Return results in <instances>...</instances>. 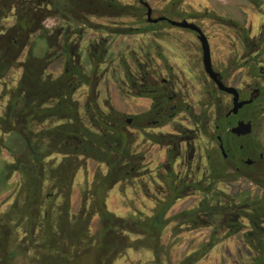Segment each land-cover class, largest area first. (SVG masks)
Segmentation results:
<instances>
[{"label":"trees","instance_id":"16d2710c","mask_svg":"<svg viewBox=\"0 0 264 264\" xmlns=\"http://www.w3.org/2000/svg\"><path fill=\"white\" fill-rule=\"evenodd\" d=\"M182 1L174 0L170 11ZM130 10L115 0H0V81L13 70H22L16 86L0 95V103L7 97L0 113V195L9 193L3 205L12 200L0 211L4 252L0 260L3 264H114L132 249L151 253L153 264H171L163 233L175 222L174 235L182 226L213 229L206 243L177 262L198 264L223 241L221 231L242 232L247 221L250 229L244 239L255 252L249 264H264V194L235 197L217 190L218 183L240 177L229 171L231 161L219 153L209 156L208 188L203 180L186 183L171 168L160 176L164 196L151 215L122 217L109 210L112 189L144 174L145 156L137 150L132 131L143 130V117L134 116L128 123L113 108L104 112L99 107L96 91L103 57L95 59L89 50L86 61H81L79 46L71 39L83 36V26L93 28L91 18L127 16ZM49 18L63 20L73 31L49 30L45 26ZM38 40L45 43L42 55L36 54ZM59 59L63 71L53 77L48 69ZM82 87L89 91L84 107L87 122L75 98ZM219 121H226L224 115ZM148 139L178 149L175 136L149 134ZM3 151L10 160L2 158ZM86 160L106 170L99 169L86 183L80 207L73 211L75 179ZM14 176L17 183L12 187ZM247 177L264 190V164L256 175ZM192 191H213V196L168 217L175 203Z\"/></svg>","mask_w":264,"mask_h":264},{"label":"rangeland","instance_id":"374dc122","mask_svg":"<svg viewBox=\"0 0 264 264\" xmlns=\"http://www.w3.org/2000/svg\"><path fill=\"white\" fill-rule=\"evenodd\" d=\"M123 4L133 3V0H119ZM154 9V17L163 13L169 0H147ZM217 11L219 15H228L235 19H248L249 23L264 22V0H186L179 11L186 14H198L204 11ZM144 20L146 19L144 15ZM181 20L180 17H175ZM199 24L208 36L214 64L220 69L230 67L231 72L228 81L230 84L244 88L249 79L247 78V67L242 65L248 56H258L264 59V44L258 46L251 43L245 46L240 34L222 21L211 19H188ZM95 29L82 27L83 36L72 35L73 41L78 44V53L81 54V61H86L88 51L97 56L103 57L100 65L99 81L97 85V102L104 112H109L110 108L122 114L124 118L131 119L134 116L148 112L151 108V101L139 97L138 87L133 83L139 81V65L145 67L149 73V78L159 81L168 78L176 85V90L181 94L184 102L192 108V114L186 112L178 113L171 119L169 124L162 128L151 127L152 117L143 123L144 129L140 132L132 130L137 136V150L145 156V169L140 178L130 182L118 184L112 189L108 198V208L115 214L127 217L131 213H143L151 215L156 201L163 198L165 185L160 180V176H165L172 168L175 173L186 183L203 180V186L208 188L210 180L209 164L207 155L212 154L217 149V144L211 136L213 129L199 128L196 124L207 120L215 119L214 107L209 104L206 93L208 81L203 75L201 63V50L198 40L191 34L174 29L171 26H161L154 31L143 34L112 35L104 28L110 26L141 27L139 15L135 12L132 17H101L91 18ZM45 26L52 31L62 33L71 32L70 27L61 19L49 18L45 21ZM75 30V29H74ZM259 35L252 33L251 36ZM160 46V57L156 48ZM45 51V43L37 41L36 54L42 55ZM27 55L24 53L23 58ZM236 64L234 65V63ZM234 69V70H233ZM63 71V59L55 61L48 69V74L58 77ZM22 70L15 69L3 81H0V95L12 89L21 78ZM132 79L133 81H130ZM88 88L79 89L75 98L80 103L81 114L87 122L85 116V104L88 97ZM224 108L229 109L230 100L223 97ZM7 97L1 101L2 106L6 104ZM206 111V112H205ZM257 127L254 133L255 142L264 148V106L257 117ZM189 133L187 143H183L181 149L177 151L172 146H162L153 143L148 139V135H169L177 134L179 131ZM169 152L180 153L174 160L173 165L169 159ZM2 158L10 160L6 151H3ZM105 171L104 166H100L92 160H86L84 166L79 170L72 193V210L78 211L81 204V193L94 178L96 171ZM17 183L14 176L10 185L13 187ZM217 190L235 197L261 196L264 190L253 184L250 180L236 177L217 184ZM12 190V189H11ZM9 193L0 195V211H4L7 204L3 202ZM213 191L198 192L192 191L187 197L178 200L168 213V217L190 210L198 206L204 198L211 199ZM246 229L232 236H227L226 231H221L219 237L223 239L215 246L209 254L198 264H249L255 255L245 242L244 234L250 227L247 221ZM175 222L165 229L163 242L169 247V260L171 264H177L188 253L196 250L206 243L213 229L204 227L191 229L182 226L178 235H174ZM96 228V221L93 229ZM0 249V255H3ZM0 264H3L0 260ZM114 264H153V256L145 250H128L127 256L119 258Z\"/></svg>","mask_w":264,"mask_h":264},{"label":"flooded vegetation","instance_id":"af4514ba","mask_svg":"<svg viewBox=\"0 0 264 264\" xmlns=\"http://www.w3.org/2000/svg\"><path fill=\"white\" fill-rule=\"evenodd\" d=\"M115 1H118L120 4L131 8L129 15L119 17H132L133 14L136 12L139 15L141 27H105L104 29L112 35H114L115 33H111V30H131L139 31V34H143L150 31H154L161 26H171L174 29H179L181 31H185L193 35L198 40L201 50L202 71L203 75L208 81V84L206 86V93L209 99V104L214 107L215 119L197 123L196 125L199 128L204 129V133L206 134H208L207 129H213L214 135L211 136V138H213L215 143L217 144V149L214 150L212 153H219V155L223 156L224 159L231 161L229 164L230 172L236 173L240 177L250 180L247 176L256 175L261 170L264 164V148L260 147L254 139L255 129L257 127L256 119L263 110L264 106V59L258 56H248L247 58H245L242 65H245L247 67V78L250 82L247 83L244 88L230 84L228 78L231 75L230 69L232 68L228 66L225 69H220L215 66L212 56V48L208 36L205 34L203 28L199 24L189 21L188 19H211L222 21V23L225 24L227 27L232 28L240 34L239 37L245 46H249V44L251 43H256L258 46L264 44V22L262 24H260L259 22L256 24L251 22L249 23L248 19H235L226 14L219 15L215 10H213V12L207 10L198 14H186L184 12L179 11L180 5L186 0L182 1L178 5L174 3L173 13L172 11H170L171 9L169 7L174 0H169L163 10V13L158 17H154V9L151 7L147 0H133V3L127 4H123L119 0ZM149 7L152 10L153 19L165 17L169 20L177 22L187 21L188 23L196 25L202 31V33L206 36L208 40L213 71L219 75L220 80L226 87H232L238 91L239 102H247L245 105L242 106V108L239 109L237 114L231 113L234 107V96L220 90L217 84L209 77L208 73L206 72L204 64V51L202 43L199 39L198 32L190 29L172 26L167 21L150 23L148 21L147 16ZM144 15L146 17L145 20L143 18ZM177 16L182 19H175V17ZM149 26L152 28H149ZM83 27L87 28L86 26ZM95 27L96 26H93V28L88 29H95ZM257 32L259 33V35L256 34L254 36H251L252 33ZM156 51L158 55L163 58V54L160 52V46L156 48ZM235 64L236 62L234 63V65ZM139 76V81L133 82L138 87V95L139 97L149 99L152 104L148 112L140 114V117H143L142 119H140V125L143 127V129V123L145 121H148L151 117L153 119L151 122V127L159 129L169 124L171 119L175 118V116L180 112L192 114L191 106L184 102L183 98L181 97V94L177 92L176 85L174 82H171L168 78H163L160 81L158 79H150L149 73L146 71L145 67L142 66L141 62L139 65ZM130 81L133 80L130 79ZM223 97L229 98V109L224 108V103L222 99ZM221 115H224L226 121H219ZM127 122L131 123L132 118L127 119ZM221 129H224V131H220ZM189 133L192 132L188 129L185 132L179 131L177 134H169L170 136H175L177 138V151L181 149L183 143L188 142L189 137L187 135ZM221 146H223L226 156L223 154ZM179 156V152L173 154L172 152H169L170 160H175ZM209 156L210 155H207L208 164L210 158ZM227 230L228 231L226 235L232 236L228 235L230 229Z\"/></svg>","mask_w":264,"mask_h":264},{"label":"water","instance_id":"95a60500","mask_svg":"<svg viewBox=\"0 0 264 264\" xmlns=\"http://www.w3.org/2000/svg\"><path fill=\"white\" fill-rule=\"evenodd\" d=\"M147 16H148V21L150 23H158L160 21H167L172 26L180 27V28H184V29H190V30L198 32L199 39H200L202 46H203L204 64H205L206 72L208 73L209 77L217 84V86L220 90L234 96V107H233L231 113L237 114L239 109L242 108V106L245 105L247 102H239L238 91L235 88L226 87L222 83V81L220 80L219 75L213 71L212 64H211V58H210V49H209L208 40H207L206 36L202 33V31L196 25L188 23L187 21L177 22V21L169 20L165 17L153 19L152 18V10L150 7L148 8ZM221 149H222L223 154L226 156V153L224 151L223 146H221ZM249 163H250V161H249Z\"/></svg>","mask_w":264,"mask_h":264}]
</instances>
